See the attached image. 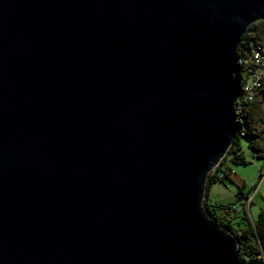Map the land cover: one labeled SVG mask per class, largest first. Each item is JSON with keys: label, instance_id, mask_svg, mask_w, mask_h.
Masks as SVG:
<instances>
[{"label": "water", "instance_id": "95a60500", "mask_svg": "<svg viewBox=\"0 0 264 264\" xmlns=\"http://www.w3.org/2000/svg\"><path fill=\"white\" fill-rule=\"evenodd\" d=\"M264 0H0V264H238L202 206Z\"/></svg>", "mask_w": 264, "mask_h": 264}, {"label": "trees", "instance_id": "16d2710c", "mask_svg": "<svg viewBox=\"0 0 264 264\" xmlns=\"http://www.w3.org/2000/svg\"><path fill=\"white\" fill-rule=\"evenodd\" d=\"M253 46L264 47V20L255 21L250 24L239 40L236 57H243L249 53ZM249 51V52H248ZM246 67L237 63L234 76L238 80V95L234 101L233 119L236 123L235 139L229 147L225 157H222L206 180L204 200L202 206L206 216L224 232L229 233L239 243L238 264H264V204L261 207L256 220L250 219L242 200L249 194H243L242 188L237 187L235 200L231 203H208V189L217 181L225 182L234 171L228 165L232 163H245L243 156L239 153L237 145L241 137L249 136L248 146L257 153V156L264 158V81L254 92L253 98H247ZM261 177V175L259 176ZM251 190V189H250ZM247 207V206H246ZM243 210V211H242ZM242 211L243 215H238Z\"/></svg>", "mask_w": 264, "mask_h": 264}, {"label": "rangeland", "instance_id": "374dc122", "mask_svg": "<svg viewBox=\"0 0 264 264\" xmlns=\"http://www.w3.org/2000/svg\"><path fill=\"white\" fill-rule=\"evenodd\" d=\"M249 136L241 137L238 142L239 153L243 156L245 163H232L228 161V165L233 169L230 175L233 182L225 181L214 184L211 189V202L225 203L235 199L237 187L244 184L243 193H251L252 200L247 206L248 215L253 221L258 217V213L264 204V158L257 156V153L248 146ZM261 175V177H259ZM256 186L254 192L250 187Z\"/></svg>", "mask_w": 264, "mask_h": 264}, {"label": "built area", "instance_id": "2783aa9c", "mask_svg": "<svg viewBox=\"0 0 264 264\" xmlns=\"http://www.w3.org/2000/svg\"><path fill=\"white\" fill-rule=\"evenodd\" d=\"M246 71L247 80L245 85L247 86V100L253 98L254 92L261 86L264 81V47L253 46L250 49L249 56H246ZM255 185L250 187L251 191L254 192ZM252 200V194L249 193L242 200L243 206H248Z\"/></svg>", "mask_w": 264, "mask_h": 264}, {"label": "crops", "instance_id": "0c3cea01", "mask_svg": "<svg viewBox=\"0 0 264 264\" xmlns=\"http://www.w3.org/2000/svg\"><path fill=\"white\" fill-rule=\"evenodd\" d=\"M230 178H231V176H229ZM232 180V179H231ZM226 181V180H225ZM218 182H220V183H222V181H217V182H215V183H213L211 186H209V189H208V203H221V202H211V200H210V195H211V189H212V186L214 185V184H216V183H218ZM222 184H225V182H223ZM244 185V184H243ZM241 186V185H240ZM243 192V191H242ZM243 194H245V193H243ZM235 199H233L232 201H234ZM232 201H228V202H225V203H231ZM225 203H221V204H225ZM245 209H248L246 206H245ZM243 211V210H242ZM242 211H240L239 212V214L238 215H243V213H242Z\"/></svg>", "mask_w": 264, "mask_h": 264}, {"label": "bare ground", "instance_id": "6f19581e", "mask_svg": "<svg viewBox=\"0 0 264 264\" xmlns=\"http://www.w3.org/2000/svg\"><path fill=\"white\" fill-rule=\"evenodd\" d=\"M248 52H249V51H248ZM249 54H250V52L244 54L243 57H238V58H237V63L240 64V65H242V66H244V67H246V56H249ZM246 90H247V88H246ZM219 164H220V163H219Z\"/></svg>", "mask_w": 264, "mask_h": 264}]
</instances>
